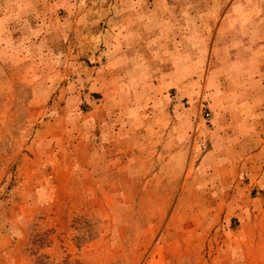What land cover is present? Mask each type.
<instances>
[{"label": "rangeland", "instance_id": "1", "mask_svg": "<svg viewBox=\"0 0 264 264\" xmlns=\"http://www.w3.org/2000/svg\"><path fill=\"white\" fill-rule=\"evenodd\" d=\"M0 264H264V0H0Z\"/></svg>", "mask_w": 264, "mask_h": 264}]
</instances>
